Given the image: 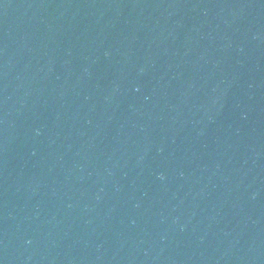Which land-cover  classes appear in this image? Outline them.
Masks as SVG:
<instances>
[{"label": "water", "instance_id": "1", "mask_svg": "<svg viewBox=\"0 0 264 264\" xmlns=\"http://www.w3.org/2000/svg\"><path fill=\"white\" fill-rule=\"evenodd\" d=\"M0 264H264V0H0Z\"/></svg>", "mask_w": 264, "mask_h": 264}]
</instances>
